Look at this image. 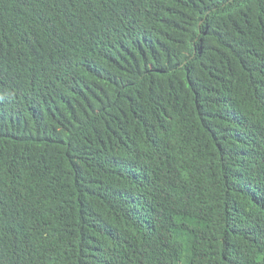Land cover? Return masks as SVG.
I'll return each instance as SVG.
<instances>
[{
    "label": "trees",
    "instance_id": "16d2710c",
    "mask_svg": "<svg viewBox=\"0 0 264 264\" xmlns=\"http://www.w3.org/2000/svg\"><path fill=\"white\" fill-rule=\"evenodd\" d=\"M0 264H264V0H0Z\"/></svg>",
    "mask_w": 264,
    "mask_h": 264
},
{
    "label": "clouds",
    "instance_id": "9594fccd",
    "mask_svg": "<svg viewBox=\"0 0 264 264\" xmlns=\"http://www.w3.org/2000/svg\"><path fill=\"white\" fill-rule=\"evenodd\" d=\"M205 216H206V218L208 219L209 222H214L215 225H218L219 222H220V221L217 220V219L215 218V216L212 215V214H208V213H206Z\"/></svg>",
    "mask_w": 264,
    "mask_h": 264
}]
</instances>
